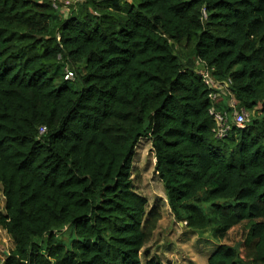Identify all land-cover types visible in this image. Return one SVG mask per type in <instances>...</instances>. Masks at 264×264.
<instances>
[{
	"label": "trees",
	"instance_id": "obj_1",
	"mask_svg": "<svg viewBox=\"0 0 264 264\" xmlns=\"http://www.w3.org/2000/svg\"><path fill=\"white\" fill-rule=\"evenodd\" d=\"M212 108L248 120L220 138ZM143 140L174 217L221 242L207 264H264V0H0L2 264H163Z\"/></svg>",
	"mask_w": 264,
	"mask_h": 264
},
{
	"label": "rangeland",
	"instance_id": "obj_2",
	"mask_svg": "<svg viewBox=\"0 0 264 264\" xmlns=\"http://www.w3.org/2000/svg\"><path fill=\"white\" fill-rule=\"evenodd\" d=\"M155 163L149 140H143L138 144L134 158L135 185L139 192L148 198L150 208L158 206L163 214L152 241L145 247L143 253L147 250L150 256L161 259L163 264H207L208 257L221 242L211 237L197 235L188 229L185 223L174 217L167 203L163 182L155 172ZM0 204L3 209L4 197L1 188ZM243 234V226H237L230 231L225 242L236 245L242 241ZM14 247L13 239L0 226V264L3 263L5 254Z\"/></svg>",
	"mask_w": 264,
	"mask_h": 264
},
{
	"label": "built area",
	"instance_id": "obj_3",
	"mask_svg": "<svg viewBox=\"0 0 264 264\" xmlns=\"http://www.w3.org/2000/svg\"><path fill=\"white\" fill-rule=\"evenodd\" d=\"M52 6L60 10L65 16H67L70 13V9L75 7L77 4L85 2V0H51ZM200 74L203 77L204 82L209 87L210 90H212L210 97L215 102L218 103L223 99V97L227 95H231V98L228 100V105L230 107H234L237 104V101L234 99V97L231 94L229 85H231L232 80L229 79L227 81L219 80L215 78L212 75V70L210 71L208 68H204L201 66V69L199 70ZM66 79H72L73 78V72L66 67ZM210 113L214 116L216 122H217V130H218V136L220 138L225 137L228 134V131L231 128V121L234 122L238 126H243L245 122L248 120L249 114L242 110L237 111L235 110L233 113L232 118L230 119L227 112L218 111L215 108H212L210 110Z\"/></svg>",
	"mask_w": 264,
	"mask_h": 264
}]
</instances>
